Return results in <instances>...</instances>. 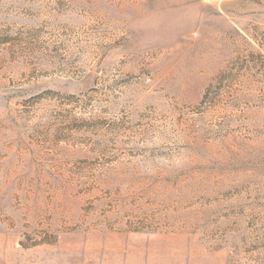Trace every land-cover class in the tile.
<instances>
[{"label":"rangeland","instance_id":"374dc122","mask_svg":"<svg viewBox=\"0 0 264 264\" xmlns=\"http://www.w3.org/2000/svg\"><path fill=\"white\" fill-rule=\"evenodd\" d=\"M0 264H264V0H0Z\"/></svg>","mask_w":264,"mask_h":264}]
</instances>
